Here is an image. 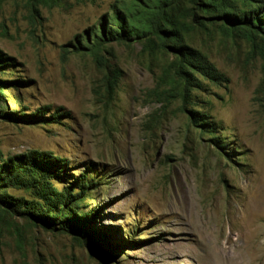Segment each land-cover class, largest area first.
Here are the masks:
<instances>
[{"label": "rangeland", "instance_id": "1", "mask_svg": "<svg viewBox=\"0 0 264 264\" xmlns=\"http://www.w3.org/2000/svg\"><path fill=\"white\" fill-rule=\"evenodd\" d=\"M138 1L0 0V264H264V0Z\"/></svg>", "mask_w": 264, "mask_h": 264}, {"label": "trees", "instance_id": "2", "mask_svg": "<svg viewBox=\"0 0 264 264\" xmlns=\"http://www.w3.org/2000/svg\"><path fill=\"white\" fill-rule=\"evenodd\" d=\"M151 2H155L153 3V6L151 5ZM226 2H230V0H140L138 1L139 5L145 8L150 17L141 23V26L134 25L133 23L129 24L128 22H121L119 23V27L122 32H118L117 30H115V32L119 35L118 40H129L132 37L151 40L153 36H156L160 39L163 45L167 42H172L171 45L176 46L174 45V42L178 41L177 31L173 29V27L167 28L166 26L171 23L170 11L173 8L178 7L181 4L186 5L187 3L190 10L189 16L192 17L193 22H198V20L202 18L198 15L197 11H203V13L210 18V13H213L215 9L226 6ZM185 8L187 9V6ZM249 9H251V7ZM224 15L226 16V14ZM258 18V16L255 18L250 17L249 19H244V21L248 24H253L254 22H257ZM230 20L233 21V19ZM109 30L114 29L109 28ZM106 35L107 32L102 30L101 34L98 36L96 46L100 41H104ZM175 49L180 51L181 54L186 51V48L183 45H177ZM183 62L186 63V61Z\"/></svg>", "mask_w": 264, "mask_h": 264}, {"label": "bare ground", "instance_id": "3", "mask_svg": "<svg viewBox=\"0 0 264 264\" xmlns=\"http://www.w3.org/2000/svg\"><path fill=\"white\" fill-rule=\"evenodd\" d=\"M237 235H238V237H237L236 240H233L231 238H227V242L225 244H231V243H234V242H239L242 235L240 234V232Z\"/></svg>", "mask_w": 264, "mask_h": 264}]
</instances>
